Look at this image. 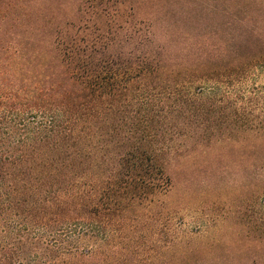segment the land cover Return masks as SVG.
Returning a JSON list of instances; mask_svg holds the SVG:
<instances>
[{"label":"trees","instance_id":"16d2710c","mask_svg":"<svg viewBox=\"0 0 264 264\" xmlns=\"http://www.w3.org/2000/svg\"><path fill=\"white\" fill-rule=\"evenodd\" d=\"M256 72L264 0H0V264H182L170 165L264 152Z\"/></svg>","mask_w":264,"mask_h":264},{"label":"rangeland","instance_id":"374dc122","mask_svg":"<svg viewBox=\"0 0 264 264\" xmlns=\"http://www.w3.org/2000/svg\"><path fill=\"white\" fill-rule=\"evenodd\" d=\"M254 82L264 78L253 73ZM244 143H218L170 165L167 205L182 208L175 221L196 238L182 264H264V196L254 198L264 192V152Z\"/></svg>","mask_w":264,"mask_h":264}]
</instances>
